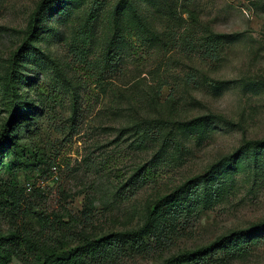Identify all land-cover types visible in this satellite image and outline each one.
<instances>
[{
	"label": "rangeland",
	"instance_id": "374dc122",
	"mask_svg": "<svg viewBox=\"0 0 264 264\" xmlns=\"http://www.w3.org/2000/svg\"><path fill=\"white\" fill-rule=\"evenodd\" d=\"M41 1L0 0V240L37 247L10 264L88 241L163 264L237 231L179 264H264V0H55L33 25Z\"/></svg>",
	"mask_w": 264,
	"mask_h": 264
},
{
	"label": "trees",
	"instance_id": "16d2710c",
	"mask_svg": "<svg viewBox=\"0 0 264 264\" xmlns=\"http://www.w3.org/2000/svg\"><path fill=\"white\" fill-rule=\"evenodd\" d=\"M55 0H42L38 5L36 11L33 14L32 24H36V22L42 17L45 13V10L48 6L53 3ZM29 39H26L24 44L20 47L23 49L26 47ZM30 43V42H29ZM28 43V44H29ZM206 58L212 60L217 57V54L213 51L212 48H207L205 52ZM18 58V54L15 53L14 58L11 63L9 76L7 82L5 84V89L11 100V116L6 123L3 124L2 131L0 132V145L5 140V135L8 133V129L11 127L13 120L15 119L16 115L18 114L17 110V103L18 95L16 93V80L14 79L15 73V64ZM161 87V86H160ZM11 203H15L11 202ZM129 233V232H126ZM131 233V232H130ZM242 233L241 231L232 232L229 235L222 237L221 239L207 245L203 248H199L194 250L190 253L181 254L177 256L170 257L164 261L163 264H179L184 261L194 260L199 256H203L218 246H227L233 242L234 237ZM95 241H88L85 244L75 247H67L64 249H51L46 251L43 254H40L39 264H100L99 258L102 257L98 252H95ZM27 249L30 253H33L37 247L34 245L32 239L30 237L24 235L20 236L17 234H12L10 237L4 239L3 241L0 240V264H10L12 259L18 256L22 250ZM115 250L113 245L110 243L105 242V255H108L109 261H113L115 258ZM98 253V254H97ZM114 256V257H113ZM98 260V261H97Z\"/></svg>",
	"mask_w": 264,
	"mask_h": 264
}]
</instances>
